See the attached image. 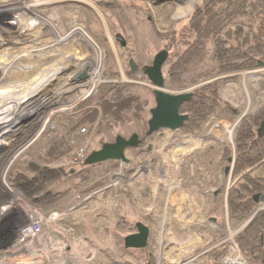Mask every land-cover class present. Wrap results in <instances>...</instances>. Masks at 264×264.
Instances as JSON below:
<instances>
[{"label": "rangeland", "instance_id": "374dc122", "mask_svg": "<svg viewBox=\"0 0 264 264\" xmlns=\"http://www.w3.org/2000/svg\"><path fill=\"white\" fill-rule=\"evenodd\" d=\"M186 2L0 0V109L34 99L31 95L45 88L37 101L0 114V264H255L235 237L264 209V193L244 223H232L225 199L215 204L212 197L217 189L227 195L232 184L234 157L224 167V147L234 145L241 119L264 106L263 65L228 75L232 79L223 84L221 97L238 114L211 119L205 126L212 137L208 141L181 129L162 128L147 135L149 124L146 128L136 120L114 123L101 134L96 123L73 126L78 114L123 84L139 86L149 99V111L156 105L145 67L166 47L152 25L161 32L177 30L203 0ZM173 20L177 27L171 26ZM77 27L96 40L97 52L83 32L72 31ZM36 44L42 47L34 50ZM217 78L166 89L194 91ZM91 82L97 84L89 89ZM134 134L137 140L125 146L122 159L94 162L92 153L104 143H115L118 136L129 140ZM60 136L64 143L54 142ZM53 143L58 153L52 158L47 151ZM81 148L85 150L77 159ZM40 156L48 157L52 167L89 174L83 189H91L70 195L60 208L36 206L11 178L25 161ZM71 180L48 188H68L74 185ZM126 190L131 191L128 202L122 194ZM23 199L31 205L32 218L21 208ZM122 214L125 229L118 227ZM37 219L43 229L34 241L23 227ZM138 221L150 229L148 244L139 250L126 248L124 238L137 231ZM233 248L242 255L239 263L228 261ZM220 249L223 254L214 259Z\"/></svg>", "mask_w": 264, "mask_h": 264}, {"label": "trees", "instance_id": "16d2710c", "mask_svg": "<svg viewBox=\"0 0 264 264\" xmlns=\"http://www.w3.org/2000/svg\"><path fill=\"white\" fill-rule=\"evenodd\" d=\"M171 23L172 27H177L176 20ZM152 27L169 52L163 66L166 86L182 87L219 76L197 87L192 91L190 99L180 107V112L189 116L181 130L198 136L203 141L210 140L212 137L206 132L205 126L211 119H232L238 114V110L221 97L223 84L232 79L228 75L258 68L261 66L260 61L264 66V0H203L193 8L177 30L161 32L155 26ZM72 31L83 32L97 52L98 44L90 34L82 28ZM41 47L37 45L33 49ZM27 49H24L25 52L33 50ZM96 59L101 60V57L97 55ZM96 84L88 83L89 89ZM42 93H45V88L35 91L31 95L34 99L28 97L19 104L14 103L0 109V114L19 110L38 99ZM142 94L138 85L123 84L108 97L98 101L96 106L78 114L73 126L76 128L96 123V131L101 134L104 130H110L114 123L136 120L148 128L149 99ZM263 119L264 106L244 116L236 129L234 145L225 146L222 152L221 163L224 167L234 157L232 184L227 195L223 189H217L212 198L215 204L224 203L225 199L232 223H244L252 217L258 206L257 197L264 193V135L258 134V127ZM63 138L57 137L54 142L64 143ZM56 149L55 143L51 144L47 151L48 157L56 156ZM69 150L67 148L66 151ZM63 153L65 151L59 155ZM48 157L40 156L25 161L22 169L15 170L11 178L36 206L43 209L60 208L70 195L75 192L86 193L91 189H83L91 179L89 174L86 175L81 169L72 172L52 167L45 160ZM68 177L74 178L71 180L74 181L73 186L58 190L48 188ZM99 185L101 183L95 186ZM122 194L128 202L131 191L126 190ZM124 217L122 214L118 222L121 229L128 225L124 223ZM235 241L250 263L264 264V209L253 215L236 235ZM222 251L223 249L214 252L213 258H218L223 254Z\"/></svg>", "mask_w": 264, "mask_h": 264}, {"label": "water", "instance_id": "95a60500", "mask_svg": "<svg viewBox=\"0 0 264 264\" xmlns=\"http://www.w3.org/2000/svg\"><path fill=\"white\" fill-rule=\"evenodd\" d=\"M168 50L159 51L153 59L151 65L145 67L146 76L149 78L153 93L155 96L156 105L151 108V118L148 121L149 128L147 135H150L162 128L171 130L181 129L188 120V114L180 112L181 105L190 99L192 91L170 92L166 89L163 66L167 60ZM260 65L263 62L260 61ZM132 68L136 64L131 60ZM258 134L264 135V119L258 127ZM137 140V135H133L129 140L122 136H118L115 143H106L98 151H94L92 155L95 161L105 159H122L124 157V148L127 144ZM230 167H226V171ZM137 231L130 233L124 238L126 248H144L148 244L149 227L141 221L135 224Z\"/></svg>", "mask_w": 264, "mask_h": 264}, {"label": "bare ground", "instance_id": "6f19581e", "mask_svg": "<svg viewBox=\"0 0 264 264\" xmlns=\"http://www.w3.org/2000/svg\"><path fill=\"white\" fill-rule=\"evenodd\" d=\"M29 1V0H28ZM196 0H187V2L186 3H188V4H190V3H193V2H195ZM37 3H39V2H37ZM4 5V4H3ZM2 10V9H1ZM60 36H61V34H59ZM72 79V78H71ZM60 80H62V83L64 84L65 82H66V80H67V75L66 74H63V76L61 77V79ZM4 105V104H3ZM3 105H1L0 104V106H3ZM56 105V104H55ZM230 135H233V134H231V132H230ZM21 208H22V210L25 212V213H27V216L28 217H31L32 218V216H31V205L28 203V201H26V200H22V204H21ZM20 208V209H21ZM33 211V210H32ZM41 214L39 213L38 214V216H40ZM54 218H56V213H54L52 216H51V219H54ZM23 231V230H22ZM48 239H50L51 241H53L52 240V235L51 234H49L48 233ZM43 239H41V241H42ZM35 241V240H34ZM35 243V242H34ZM240 252L237 250V249H235V248H233L232 249V251H231V255L229 256V259H228V261H230V262H233V260H235L237 263H239L240 261H239V258L242 256L241 254H239ZM241 259V258H240ZM234 263V262H233Z\"/></svg>", "mask_w": 264, "mask_h": 264}, {"label": "built area", "instance_id": "2783aa9c", "mask_svg": "<svg viewBox=\"0 0 264 264\" xmlns=\"http://www.w3.org/2000/svg\"><path fill=\"white\" fill-rule=\"evenodd\" d=\"M12 22V21H11ZM84 148H81L79 153H78V158H81L83 152H84ZM38 220V219H37ZM42 229H43V225H42V221L41 220H38V221H32L30 224H26L25 227H23V230H28V233L29 235H31L32 239L33 240L34 238L38 237L40 238L41 234H42ZM36 240V239H34Z\"/></svg>", "mask_w": 264, "mask_h": 264}]
</instances>
